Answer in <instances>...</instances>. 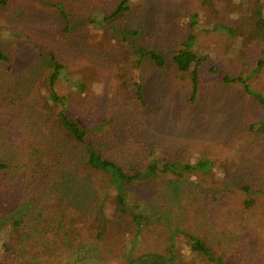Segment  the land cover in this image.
Returning <instances> with one entry per match:
<instances>
[{
    "label": "trees",
    "instance_id": "1",
    "mask_svg": "<svg viewBox=\"0 0 264 264\" xmlns=\"http://www.w3.org/2000/svg\"><path fill=\"white\" fill-rule=\"evenodd\" d=\"M10 1L0 0V14ZM225 2L233 13L229 18L238 22L235 29L223 24L239 40L230 46L232 59L239 60L236 53L244 47L252 53L251 42H263L258 46L263 50L264 11L249 1ZM130 3L120 0L103 20L129 10ZM203 3L220 15L215 0ZM89 19L103 24L98 16ZM194 38L183 39L168 64L173 83L191 86V101L204 66L191 47ZM261 52L248 76H223L240 83L246 100L256 105L246 102L236 123L223 107L215 109L217 122L173 105L178 112L164 113L160 137L149 138L132 132L128 120L114 129L105 128L107 119L88 125L77 109L87 115L101 110L93 89L72 82L78 90L68 105L56 89L66 61L56 52L50 53V64L39 63L36 54L32 60L16 56L0 33V134L8 138V147L0 150V264H264V90L252 87L262 79ZM127 53L139 56L132 61L136 66L144 56L159 68L167 65L150 47ZM125 60L130 59L122 53L114 63L122 68ZM46 64L51 66L43 84L47 112L41 110L34 121L24 105ZM115 75L122 77L119 71ZM135 91V99L145 103L143 81ZM142 176H148L147 183H139ZM13 225L19 227L16 236Z\"/></svg>",
    "mask_w": 264,
    "mask_h": 264
},
{
    "label": "rangeland",
    "instance_id": "2",
    "mask_svg": "<svg viewBox=\"0 0 264 264\" xmlns=\"http://www.w3.org/2000/svg\"><path fill=\"white\" fill-rule=\"evenodd\" d=\"M119 1L11 0L1 13L3 18L0 20V33L3 34L6 45L16 52V56L24 55L25 59L32 60L36 54L35 58L39 63L42 60L43 63L50 64V53L56 52L59 59L63 58L66 61L65 77L58 80L56 89L68 97V105H71L69 101L71 93L78 90V86H74L72 82H85L91 91L93 89L95 95L93 102L101 110H95L87 115L83 108L77 109V114L81 117L79 118L86 120L88 125H97L100 119L108 120L112 115L115 121L111 123L106 120L105 128L114 129L117 123L128 120L134 124L135 131L132 132L136 135L142 134L149 138L153 135L159 138L164 126L160 122L166 117L164 113L173 115L178 112L171 109L173 105L182 106L185 110L182 112L192 114L200 112L205 118L217 122L215 109L223 107L222 112H229L233 124L236 123L239 113H243L246 102L251 104L253 101L246 100L240 83L227 82L223 76L225 74L231 77L239 74L248 76L262 59L261 51L264 49L258 48L263 42H251L252 53L244 47L235 52L236 55H240V59H232L230 46L232 42L239 40L234 37L236 33L233 34L230 29L223 26L228 24L234 29L238 26L237 20L229 18L233 14L230 8L225 7L229 4L225 0H215L220 15H214L206 9L207 5L203 0H130L129 10L108 21L103 20L106 15L113 13ZM247 1L249 6L260 7L264 11V0H244V5ZM235 11L239 9L236 8ZM195 13L197 15L194 16ZM93 16L102 19L107 29L102 23L91 22L89 18ZM66 26L69 27L64 30ZM189 34L195 35L191 47L203 59L204 64L195 102L191 101V86L188 83L187 87L179 85L178 82L173 83L168 69L175 51L182 46L183 39ZM239 39L241 41V38ZM139 45L155 49L165 57L167 65L163 69L159 68L152 63L149 56H144L141 65H134L132 61L138 60L139 56L131 53L128 55L127 50ZM41 51L45 53L44 56L39 53ZM122 53L130 59L125 60L123 64L125 68L114 63ZM49 64H46L45 71L39 73L36 81L32 83V93L29 91L28 96L31 101L25 102L24 105L29 115L33 112L34 121L40 113L45 110L47 112L43 107L45 101L43 84H47L44 76H49L51 71ZM214 68L218 70L214 72ZM116 71L122 73L121 78L115 75ZM261 76L264 79V70ZM262 79L258 81V85H252L255 90H264ZM138 81H143L145 90L147 88L145 103L135 99ZM253 104L256 106L255 102ZM246 108L247 111L250 109L247 106ZM123 110L126 111V115L123 114ZM237 126L239 127V123ZM11 138L15 140L12 135ZM53 140L54 138L50 137L48 141ZM9 141L12 142L10 139ZM7 144L8 138L1 133L0 150L8 147ZM25 144L30 143L27 141ZM142 164L147 166L148 162ZM56 171L60 173L62 169L58 168ZM29 174L28 171L25 173ZM15 175L17 178L20 177L16 173ZM147 182L148 176L140 178V184ZM18 233L19 227L13 225L11 236ZM142 244L147 245L143 241ZM185 250H187L185 247L180 249L181 252Z\"/></svg>",
    "mask_w": 264,
    "mask_h": 264
}]
</instances>
